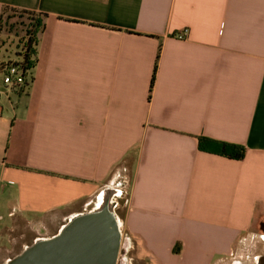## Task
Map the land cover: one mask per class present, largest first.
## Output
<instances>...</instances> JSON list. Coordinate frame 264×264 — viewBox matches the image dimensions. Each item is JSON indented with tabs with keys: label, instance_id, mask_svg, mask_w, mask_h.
Returning <instances> with one entry per match:
<instances>
[{
	"label": "crops",
	"instance_id": "0c3cea01",
	"mask_svg": "<svg viewBox=\"0 0 264 264\" xmlns=\"http://www.w3.org/2000/svg\"><path fill=\"white\" fill-rule=\"evenodd\" d=\"M3 7L46 21L28 89L2 92L0 77V221L4 209L58 231L113 191L122 233L151 264H221L263 240L264 0ZM200 139L245 157L200 151Z\"/></svg>",
	"mask_w": 264,
	"mask_h": 264
},
{
	"label": "water",
	"instance_id": "95a60500",
	"mask_svg": "<svg viewBox=\"0 0 264 264\" xmlns=\"http://www.w3.org/2000/svg\"><path fill=\"white\" fill-rule=\"evenodd\" d=\"M100 197L92 209L72 216L53 238L36 241L6 264H120L129 243L125 238L120 244L115 202L98 209Z\"/></svg>",
	"mask_w": 264,
	"mask_h": 264
},
{
	"label": "rangeland",
	"instance_id": "374dc122",
	"mask_svg": "<svg viewBox=\"0 0 264 264\" xmlns=\"http://www.w3.org/2000/svg\"><path fill=\"white\" fill-rule=\"evenodd\" d=\"M18 19H12L9 23L19 22ZM0 36V62L6 61L7 59H12L14 53V45L15 40L13 36ZM2 92H10L7 87L2 86ZM5 97L2 96V100ZM13 100V99H12ZM108 193V202L113 205V198L116 196V193L113 191H107ZM99 195H95L92 197V206L91 209L97 204ZM102 197V196H101ZM100 197V198H101ZM123 196L121 199H118L115 202V213L117 218H119L121 208L123 206ZM107 199V198H106ZM90 208L88 210H90ZM87 210V211H88ZM8 211L2 210V220L0 221V233L2 231V235H0V264H6V262L10 259H13L17 255H19L25 247H28L32 244L33 238L35 237L36 228L40 232L41 237L44 235H54L56 233V229L59 227L57 222L49 221L46 222L43 226H32L26 224H12L10 218L7 217ZM118 223L119 222V219ZM42 227V228H41ZM120 236L122 243L125 240V235L122 233L120 229ZM129 249L125 255V259L127 264H151L147 258H138L136 256V250L134 249L133 242L128 241ZM264 254V241L260 238V235L255 234L254 236H250L244 242L243 248L239 251L238 255L234 256V258L229 259L228 261H224L221 264H254L256 255Z\"/></svg>",
	"mask_w": 264,
	"mask_h": 264
},
{
	"label": "trees",
	"instance_id": "16d2710c",
	"mask_svg": "<svg viewBox=\"0 0 264 264\" xmlns=\"http://www.w3.org/2000/svg\"><path fill=\"white\" fill-rule=\"evenodd\" d=\"M12 19L19 22L9 23ZM46 15L3 7L0 12V36H13L16 41L12 59L0 62V77L6 73L10 66H16L22 77L21 90L28 89L32 82V72L37 63V46L39 36L45 29ZM156 58V64H157ZM156 64L150 84L153 87ZM199 149L210 154L223 157L228 160L242 161L245 157V149L240 146L216 143L207 139L199 140Z\"/></svg>",
	"mask_w": 264,
	"mask_h": 264
},
{
	"label": "built area",
	"instance_id": "2783aa9c",
	"mask_svg": "<svg viewBox=\"0 0 264 264\" xmlns=\"http://www.w3.org/2000/svg\"><path fill=\"white\" fill-rule=\"evenodd\" d=\"M189 31L183 29L174 35L176 40H186L188 39ZM23 80L20 76V72L16 66H10L6 70V73L2 75V85L7 87L9 91L17 89L21 86ZM1 96V93H0Z\"/></svg>",
	"mask_w": 264,
	"mask_h": 264
},
{
	"label": "flooded vegetation",
	"instance_id": "af4514ba",
	"mask_svg": "<svg viewBox=\"0 0 264 264\" xmlns=\"http://www.w3.org/2000/svg\"><path fill=\"white\" fill-rule=\"evenodd\" d=\"M62 226H60L61 228ZM59 228V229H60ZM59 231V230H58ZM58 231H56V233L54 235H44V236H40L37 234H35V237L33 238V242L30 246H32L36 241H39V240H42V241H46V240H49L51 238H53L55 235H57ZM263 241H264V232H263ZM29 247V246H28ZM26 248V247H25ZM24 250V249H23ZM22 250V251H23ZM120 264H127L126 262V259L125 257L122 259L121 263ZM254 264H264V254H261V255H258L256 258H255V261H254Z\"/></svg>",
	"mask_w": 264,
	"mask_h": 264
},
{
	"label": "bare ground",
	"instance_id": "6f19581e",
	"mask_svg": "<svg viewBox=\"0 0 264 264\" xmlns=\"http://www.w3.org/2000/svg\"><path fill=\"white\" fill-rule=\"evenodd\" d=\"M102 197L100 198V203L98 205V209L102 207L103 204H109V206H112L109 202H108V193L107 191L104 192L102 195ZM107 198V199H106Z\"/></svg>",
	"mask_w": 264,
	"mask_h": 264
}]
</instances>
